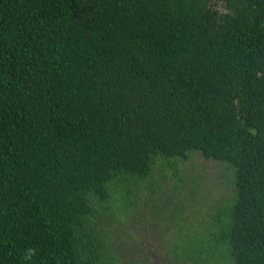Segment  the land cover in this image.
<instances>
[{
    "label": "trees",
    "instance_id": "trees-1",
    "mask_svg": "<svg viewBox=\"0 0 264 264\" xmlns=\"http://www.w3.org/2000/svg\"><path fill=\"white\" fill-rule=\"evenodd\" d=\"M160 165L168 264H264V0H0V264H151L118 224Z\"/></svg>",
    "mask_w": 264,
    "mask_h": 264
},
{
    "label": "rangeland",
    "instance_id": "rangeland-1",
    "mask_svg": "<svg viewBox=\"0 0 264 264\" xmlns=\"http://www.w3.org/2000/svg\"><path fill=\"white\" fill-rule=\"evenodd\" d=\"M179 160L181 170L187 173L186 179L191 189L197 179H199L201 184L204 187L206 186L202 190V193L205 195L215 196L217 194L220 200H222L226 197L225 194L227 195V192L231 191L230 187L222 179L228 177V168L223 162L206 158L201 153L190 155L187 158L182 157ZM156 172L158 173V183L166 192H158V195H154L153 197V194H149L150 191L148 193V187L146 186L147 192L145 194V184L143 183V194L140 200L137 201V204L127 202L129 204L126 206V211L123 212L124 220L122 224L121 222L118 224V228L121 234L130 239L121 238L120 241L124 242V249L132 250L139 247L140 252L153 258L151 264H168V258L170 257L168 249L171 246L169 241L175 238V229H173L174 227H167V217H160L154 211V205L162 204L169 196H174L179 191L174 188L175 178H173L171 167L165 168L160 165L157 166ZM181 195L183 196L185 193ZM173 198L175 200L178 199L177 197ZM174 204L175 202H172L170 206L165 208L168 216L174 212ZM186 205L192 214L194 212L198 213L201 210L200 204L194 202L192 199L186 202ZM166 228L169 230L167 231Z\"/></svg>",
    "mask_w": 264,
    "mask_h": 264
}]
</instances>
